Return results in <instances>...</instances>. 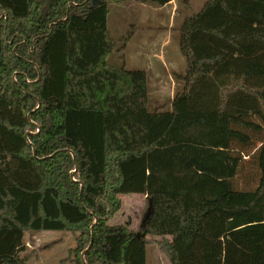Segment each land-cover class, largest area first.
I'll return each mask as SVG.
<instances>
[{
    "label": "trees",
    "instance_id": "trees-1",
    "mask_svg": "<svg viewBox=\"0 0 264 264\" xmlns=\"http://www.w3.org/2000/svg\"><path fill=\"white\" fill-rule=\"evenodd\" d=\"M111 2L0 0V264H27L30 229L78 232L71 264H146L148 234L171 264H264V134L237 146L264 130V0L183 19L166 110L107 61ZM248 154L258 182L237 188ZM120 193L146 196L137 230L108 223Z\"/></svg>",
    "mask_w": 264,
    "mask_h": 264
},
{
    "label": "rangeland",
    "instance_id": "rangeland-1",
    "mask_svg": "<svg viewBox=\"0 0 264 264\" xmlns=\"http://www.w3.org/2000/svg\"><path fill=\"white\" fill-rule=\"evenodd\" d=\"M204 1L191 0V13L197 11ZM116 3L120 2L109 4L107 16V27L115 42V50L108 55L107 61L115 66L144 70L148 90V110L170 109L172 97L181 91L184 86V81L176 76L178 70L179 73H184L186 69V59L181 53L179 44L182 22L175 31V25H166L167 20L163 16V21L156 27L160 34L154 37L156 41L150 43L148 41L150 36L147 31L151 28L147 26L143 13L134 10L131 15H125L115 9ZM164 20L166 21L164 22ZM165 39L166 41H164ZM151 49L164 50L167 65L162 64V59L159 57L146 56L144 51L151 54ZM175 51L179 53L184 61V66L181 61L176 62L178 69H176V66L173 69L171 59L168 58V55L173 54ZM252 118L259 121L258 117L253 116ZM243 129L251 136L249 143L237 144V146L244 149H249L253 144H258L259 137L264 134V130L252 132L247 127ZM258 177L259 172L253 156L250 154L245 155L234 178V185L237 188H253L258 182ZM121 198V207L108 219V223H121L130 217L131 223H133L131 227L137 229L139 221L145 215L147 209L144 206V198L129 194H123ZM77 234L78 232L72 230H27L23 235L25 249L21 251V254L26 256L27 264H71L72 248L76 245ZM148 248L152 264H169L166 255L159 249L157 240L150 239Z\"/></svg>",
    "mask_w": 264,
    "mask_h": 264
},
{
    "label": "crops",
    "instance_id": "crops-1",
    "mask_svg": "<svg viewBox=\"0 0 264 264\" xmlns=\"http://www.w3.org/2000/svg\"><path fill=\"white\" fill-rule=\"evenodd\" d=\"M190 5H191V0H168V1L164 2L163 4H158L155 1H151V0H120V3L115 4V6H116L115 9H117L118 11H121L125 15H131L134 10H137L139 13H143V15L146 19L147 26L149 28H151V30L149 29V31H147V33L149 32L148 35L150 36L148 41L151 43L153 41H156L154 39V37H156L157 35L160 34V31L156 30V27L158 25H160L161 22L163 21L162 20L163 16H165L166 20H167V23H165V24L168 26L175 25V31H176L178 28V25L183 21V19L187 15H189V13H191ZM166 20H164V22ZM167 31L169 33H171V31H169V30H167ZM165 33H167V32H165ZM166 39L164 41H166ZM144 53H146L145 54L146 56L159 57L160 59H162V61H161L162 64L167 65V63L165 62L166 55H165L164 50L161 51L158 49H151V54L148 52H145V51H144ZM168 58L171 59L170 62H171L173 69H175L174 67L177 65V63H176L177 61H181V63L184 66V61L182 60V57L179 55V53L177 51H175L173 54H169ZM174 59H175V61H174ZM176 69H178L177 66H176ZM178 71L176 73H179ZM129 195L142 196L144 198V201H145L144 206H146L145 194H143V193H133L132 194L131 193ZM119 196L123 197V193H120ZM121 200H122V198H121ZM145 214H146V212H145ZM141 220H142V218L139 221L137 229L139 228ZM132 225H133V223H130V228L137 230L135 227H131ZM147 237L149 239L158 240L162 236L157 235V234H148ZM168 237H170V235H168ZM149 255H150L149 254V248H148V244H147L146 245V264H152L150 262V256ZM168 262H169V260H168ZM169 264H171V263L169 262Z\"/></svg>",
    "mask_w": 264,
    "mask_h": 264
},
{
    "label": "water",
    "instance_id": "water-1",
    "mask_svg": "<svg viewBox=\"0 0 264 264\" xmlns=\"http://www.w3.org/2000/svg\"><path fill=\"white\" fill-rule=\"evenodd\" d=\"M92 4H96L97 0H91Z\"/></svg>",
    "mask_w": 264,
    "mask_h": 264
}]
</instances>
